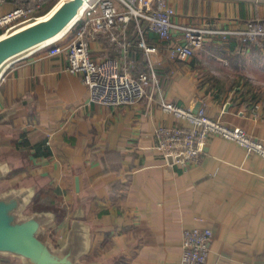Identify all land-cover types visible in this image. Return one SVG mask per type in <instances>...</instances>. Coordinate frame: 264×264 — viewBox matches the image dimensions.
I'll return each instance as SVG.
<instances>
[{"label": "crops", "instance_id": "crops-1", "mask_svg": "<svg viewBox=\"0 0 264 264\" xmlns=\"http://www.w3.org/2000/svg\"><path fill=\"white\" fill-rule=\"evenodd\" d=\"M60 1L43 3L37 15ZM21 2H1L0 16ZM172 5L181 25L240 32L247 21L264 20V0ZM138 27L154 52L138 47ZM77 29L57 44L66 47ZM126 40L125 52L105 35L89 49L95 62L118 59L130 76H149L144 98L132 106L89 103L82 76L66 70L65 51L33 50L5 70L0 112L15 115L0 124V159L20 164L13 183L36 186L39 209L57 214L47 229L55 245L82 206L90 255L100 264H180L183 233L196 227L213 234L206 264H264V160L218 136L207 139L201 162L186 171L155 149L159 126L183 125L163 112L165 102L204 108L264 143V43L209 35L193 56L173 60L169 49L184 42L182 33L162 41L145 21H132Z\"/></svg>", "mask_w": 264, "mask_h": 264}, {"label": "built area", "instance_id": "built-area-1", "mask_svg": "<svg viewBox=\"0 0 264 264\" xmlns=\"http://www.w3.org/2000/svg\"><path fill=\"white\" fill-rule=\"evenodd\" d=\"M5 0H0L4 2ZM48 0H22L12 11L0 16L1 35L10 33L25 25L36 22L39 7ZM81 14L72 28L78 27L74 37L66 47L57 42L43 44L34 50H46L50 56L66 52L70 73L80 74L88 89L89 103L109 107L132 106L140 102L149 84V76L141 73L132 77L126 67L122 68L118 59L106 58L95 62L89 45L100 35L116 44L124 52L130 45L126 40V31L132 21H145L150 32L160 40L170 41L174 32L182 33L184 42L176 43L169 49L173 60H185L200 49L209 35L238 34L244 43H264V20L252 19L246 22V28L240 32L215 30L203 26L181 25L174 22L175 9L172 0H84ZM140 39L138 47L147 53L155 48L146 44L143 31L138 27ZM5 30V32H4ZM19 60V59H18ZM9 62L0 74L15 64ZM163 112L183 122L180 126H159L155 131V149L163 156L171 157V165L186 171L198 165L203 156V147L211 136H218L235 143L247 152L256 154L264 160V143L243 128L231 127L217 119L210 118L204 108L193 110L165 102L161 106ZM209 228H190L183 233L181 242L180 264H206L212 241Z\"/></svg>", "mask_w": 264, "mask_h": 264}, {"label": "water", "instance_id": "water-1", "mask_svg": "<svg viewBox=\"0 0 264 264\" xmlns=\"http://www.w3.org/2000/svg\"><path fill=\"white\" fill-rule=\"evenodd\" d=\"M83 6L84 0H61L44 18L0 35V74L9 62L66 34ZM14 115V109L0 112V124ZM13 170L11 162L0 160V180ZM38 196L34 185L0 192V257L17 258L22 264H100L83 261L92 248V230L84 219L83 207L75 209L63 243L55 245L47 229L55 223L57 214L49 209L28 210Z\"/></svg>", "mask_w": 264, "mask_h": 264}, {"label": "rangeland", "instance_id": "rangeland-1", "mask_svg": "<svg viewBox=\"0 0 264 264\" xmlns=\"http://www.w3.org/2000/svg\"><path fill=\"white\" fill-rule=\"evenodd\" d=\"M53 8H51V10H52ZM50 10V11H51ZM50 11H48V12H50ZM47 12V13H48ZM46 13V14H47ZM46 14H44V15H46ZM43 15V16H44ZM4 32H5V30H4ZM261 94H262V96L264 97V92H261ZM0 160H2V159H0ZM11 164H12V166L14 167V169L15 170H13V172L10 174V175H8L6 178H4V179H2V180H0V192H2V191H5V190H8V189H10V188H13V187H18V186H20L21 184H18V183H13L14 181H13V179H14V177L16 176V173H14V171H16L17 169H18V167H19V165L20 164H18L17 162H15V161H11ZM21 183H31V182H28V180H26V181H22ZM23 186V185H22ZM37 192H40L39 190H37ZM36 201V200H35ZM40 205V204H39ZM40 207H44V206H42V205H40L39 206V208ZM33 209V203H32V205L29 207V209L28 210H32ZM45 209V208H44ZM47 232H49V230H47ZM48 234V233H47ZM48 237H49V234H48ZM83 261H85V262H91V261H95V260H93V257H91V255L89 254L88 256H86L84 259H83ZM0 264H22L21 262H20V260L19 259H17V258H12V257H0Z\"/></svg>", "mask_w": 264, "mask_h": 264}, {"label": "trees", "instance_id": "trees-1", "mask_svg": "<svg viewBox=\"0 0 264 264\" xmlns=\"http://www.w3.org/2000/svg\"><path fill=\"white\" fill-rule=\"evenodd\" d=\"M53 7V5L52 6H50L49 8H47L43 13H41V15H44V14H46L48 11H50L51 10V8ZM73 29V28H72ZM0 35H1V32H0ZM36 200V199H35ZM34 200V202H33V209L32 210H41V209H39V202L38 201H35ZM42 205V204H41Z\"/></svg>", "mask_w": 264, "mask_h": 264}, {"label": "bare ground", "instance_id": "bare-ground-1", "mask_svg": "<svg viewBox=\"0 0 264 264\" xmlns=\"http://www.w3.org/2000/svg\"><path fill=\"white\" fill-rule=\"evenodd\" d=\"M82 12V11H81ZM42 18H44V16L42 17ZM65 34H61L59 37H57V38H55V39H53V40H51V41H48L47 43H44V44H50V43H53V42H57L60 38H62L63 36H64Z\"/></svg>", "mask_w": 264, "mask_h": 264}]
</instances>
